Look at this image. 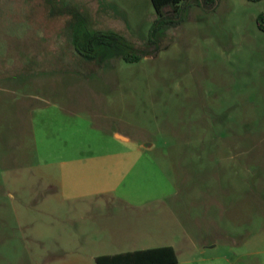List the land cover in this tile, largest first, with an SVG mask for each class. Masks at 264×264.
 <instances>
[{
	"label": "rangeland",
	"instance_id": "1",
	"mask_svg": "<svg viewBox=\"0 0 264 264\" xmlns=\"http://www.w3.org/2000/svg\"><path fill=\"white\" fill-rule=\"evenodd\" d=\"M193 2L154 44L149 24L121 33L141 61L83 63L64 17L0 0V264L142 239L179 264H264V0ZM96 14L104 32L129 16Z\"/></svg>",
	"mask_w": 264,
	"mask_h": 264
},
{
	"label": "trees",
	"instance_id": "2",
	"mask_svg": "<svg viewBox=\"0 0 264 264\" xmlns=\"http://www.w3.org/2000/svg\"><path fill=\"white\" fill-rule=\"evenodd\" d=\"M216 0H203V7L213 5ZM261 1V0H248ZM158 19L151 26L148 34V42L154 44L157 34L162 26L175 24L173 18L163 17L158 0H153ZM46 14V13H36ZM51 18L64 17L66 30H68L71 42V53L75 60H84L83 63H101L106 59L120 58L127 63L141 61L142 52L136 49L129 41H122L120 33L112 31H97L91 29L92 17L81 8L60 6L47 13ZM179 20L182 21V11H179ZM257 26L264 32V12L257 17ZM128 44H126V43ZM79 59V60H78ZM82 62V61H81ZM132 256V257H127ZM129 258V259H125ZM126 261V263H124ZM97 264H178L175 250L171 246L149 248L134 253L101 255L96 258Z\"/></svg>",
	"mask_w": 264,
	"mask_h": 264
},
{
	"label": "crops",
	"instance_id": "3",
	"mask_svg": "<svg viewBox=\"0 0 264 264\" xmlns=\"http://www.w3.org/2000/svg\"><path fill=\"white\" fill-rule=\"evenodd\" d=\"M160 3H164L161 6V13L163 16L166 15V13H178L179 17V11H182V14L189 10L194 6V0H158ZM16 2L17 8H23V11L27 15L36 14V13H51L53 8L60 7V6H66V7H75V8H81L85 12L89 13L92 17V14L95 12L100 15L101 18L110 21H114L116 23L115 18H113L111 15L112 13L117 14H125L129 15L126 20V25L123 23L121 25L116 23V26H114L113 29H115V32L117 33H124V30H127L129 33L133 32L137 35H143L142 31L144 30V27L146 24H149L150 28L155 22V20L158 19V15L156 13V8L153 3V0H14ZM196 7L203 6V0H196ZM96 14V15H97ZM137 14H147L148 19L142 21L140 18H134L133 15ZM177 17V19H178ZM92 21L94 23V18L92 17ZM181 20H178V22ZM122 26V27H121ZM116 27V28H115ZM149 28V29H150ZM27 70V66L24 68ZM30 73V72H29ZM23 82H25V85L33 84L34 81L32 80V77H27L22 79ZM118 138L129 140L127 137L122 136L121 134H116ZM6 162H10V155L6 156ZM10 167V163L8 164ZM107 206H114V202L107 201ZM94 205V202H93ZM137 221V220H136ZM134 221L133 223L135 224ZM132 223V222H131ZM132 223V225H134ZM136 225V224H135ZM134 225V226H135ZM145 239L139 240V242H135L130 244V242H124L123 244H119V249H111L110 251H107V253H102L100 255H114V254H125V253H134L138 252L140 250H145L149 248H157V247H164V246H171L174 248L178 264H179V248L173 244V243H166V244H159V245H147L148 243L144 241ZM132 257V256H127ZM95 258V260H96ZM129 259V258H125ZM126 263V261L124 262ZM97 264V263H96Z\"/></svg>",
	"mask_w": 264,
	"mask_h": 264
}]
</instances>
